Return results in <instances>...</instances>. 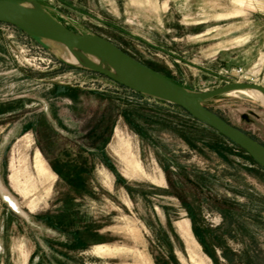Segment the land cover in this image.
I'll use <instances>...</instances> for the list:
<instances>
[{
	"label": "rangeland",
	"instance_id": "374dc122",
	"mask_svg": "<svg viewBox=\"0 0 264 264\" xmlns=\"http://www.w3.org/2000/svg\"><path fill=\"white\" fill-rule=\"evenodd\" d=\"M13 1L195 95L264 88V0ZM52 50L67 52L0 23V264H264L263 168ZM242 90L200 101L264 146V105Z\"/></svg>",
	"mask_w": 264,
	"mask_h": 264
},
{
	"label": "water",
	"instance_id": "95a60500",
	"mask_svg": "<svg viewBox=\"0 0 264 264\" xmlns=\"http://www.w3.org/2000/svg\"><path fill=\"white\" fill-rule=\"evenodd\" d=\"M13 0H0V23L14 27L21 33L36 39L51 41L67 48L86 51L123 76L129 84L108 78L148 96L170 103L199 123L213 129L227 141L241 149L253 162L264 169V146L242 131L225 122L205 108L200 99L215 96L229 90L264 88L254 84H234L203 95L188 92L160 73L141 64L107 40L95 35H80L71 32L46 14L38 15L21 8ZM195 95V96H194Z\"/></svg>",
	"mask_w": 264,
	"mask_h": 264
},
{
	"label": "bare ground",
	"instance_id": "6f19581e",
	"mask_svg": "<svg viewBox=\"0 0 264 264\" xmlns=\"http://www.w3.org/2000/svg\"><path fill=\"white\" fill-rule=\"evenodd\" d=\"M17 4L21 8H23V9H25L31 13L38 14V15H44L45 14L44 11L38 5H36L35 3L31 2V1H19V2H17ZM46 42L53 44V45L62 46L67 50L66 53L58 52L56 50L51 51L53 56L56 59L63 62L64 64L72 66V67H78V68L88 69V70H92V71L97 70V71L102 72L103 74H106V75H108V76H110V77H112L118 81L129 84L128 81L123 76L114 72L112 69H110V67L107 64H105L103 61H101L100 59H98L97 57L92 55L91 53L86 52V51H78L75 49L67 48L63 45H60L58 43L51 42V41H46ZM239 93L243 94L244 96H246L252 100L258 101L259 103L264 105V92H262V91L255 90V89H245V90L239 91ZM232 94H233V92L230 93L229 95H232ZM39 163H41V162H39ZM37 168H38V171H40V172L42 171V169L39 165H37ZM11 205L13 208H16L15 204H11ZM177 230H178L180 236L182 237V239L184 240V242L186 244L188 243L189 240H192L193 242H195L190 231H189V226H188L187 222L178 223L177 224ZM131 239L134 240L135 238L131 237Z\"/></svg>",
	"mask_w": 264,
	"mask_h": 264
},
{
	"label": "trees",
	"instance_id": "16d2710c",
	"mask_svg": "<svg viewBox=\"0 0 264 264\" xmlns=\"http://www.w3.org/2000/svg\"><path fill=\"white\" fill-rule=\"evenodd\" d=\"M174 107H176V106H174ZM176 108H178V107H176ZM178 109H180V108H178ZM181 110V109H180ZM183 111V110H182ZM184 112V111H183ZM185 113V112H184ZM186 114V113H185ZM186 116H188L187 114H186ZM189 118H191L190 116H188ZM192 119V118H191ZM193 120V119H192ZM230 143V142H229ZM232 144V143H231ZM243 152V151H242ZM255 163V162H254ZM257 165V164H256ZM264 170V169H263Z\"/></svg>",
	"mask_w": 264,
	"mask_h": 264
}]
</instances>
